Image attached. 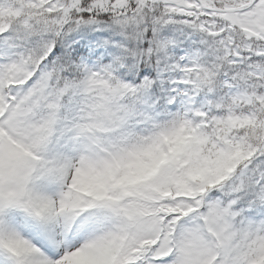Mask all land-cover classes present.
<instances>
[{
	"label": "snow or ice",
	"instance_id": "obj_1",
	"mask_svg": "<svg viewBox=\"0 0 264 264\" xmlns=\"http://www.w3.org/2000/svg\"><path fill=\"white\" fill-rule=\"evenodd\" d=\"M0 264H264V0H0Z\"/></svg>",
	"mask_w": 264,
	"mask_h": 264
}]
</instances>
